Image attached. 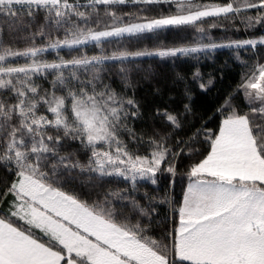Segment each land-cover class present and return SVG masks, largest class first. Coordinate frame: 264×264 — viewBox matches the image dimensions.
I'll return each instance as SVG.
<instances>
[{"label": "snow or ice", "instance_id": "snow-or-ice-1", "mask_svg": "<svg viewBox=\"0 0 264 264\" xmlns=\"http://www.w3.org/2000/svg\"><path fill=\"white\" fill-rule=\"evenodd\" d=\"M222 48L209 110L215 75L129 67ZM0 264H264V0H0Z\"/></svg>", "mask_w": 264, "mask_h": 264}, {"label": "trees", "instance_id": "trees-1", "mask_svg": "<svg viewBox=\"0 0 264 264\" xmlns=\"http://www.w3.org/2000/svg\"><path fill=\"white\" fill-rule=\"evenodd\" d=\"M207 2V0H206ZM123 11L130 12L136 11L135 7H126ZM226 23V22H225ZM207 27V25H205ZM210 37L212 40L216 42H226L227 39H246L249 38V34L247 32L239 31L234 32L231 28L225 33L222 29H212L210 31ZM194 38V33L191 29L187 31H165L161 33L158 40H144L140 43L136 41H132L129 47L132 50H135L137 47H148L152 48L157 44L167 45V46H182L191 43ZM115 45L109 44L105 45V48L108 51H111ZM89 54H93L97 50L94 48L88 49ZM62 55H66V51H62ZM49 59L54 56V53L49 52ZM120 65H110V73L113 76V79L119 84V77L116 75L118 73ZM131 69H133V78L136 79L139 75H143V72L136 73L135 68L139 67L141 69H151L154 73L158 74L161 79V84L164 85L168 81L164 79V77H170L173 71H183L191 75V72L195 70V68H199L205 76L208 74H213L217 77L216 88H214L210 93L206 96H199L197 98L196 104L197 107L202 111L209 110L211 105L214 103V99L217 95L218 91L226 90L230 86H234L235 82L239 79L240 69L237 67V64L234 59V53L232 50L227 48L217 49L215 52L211 53L207 57H201L199 60L192 58L180 57L177 58L175 63L172 60L160 61L157 58H143L137 64L129 65ZM220 69H223V73L221 74ZM151 88L147 84H143L140 89H138V95L140 96H148L151 99ZM166 98V96H165ZM142 125L137 123V127H141ZM166 181L162 182L161 187H165ZM176 193L179 195L180 193V185L178 184L176 187Z\"/></svg>", "mask_w": 264, "mask_h": 264}]
</instances>
